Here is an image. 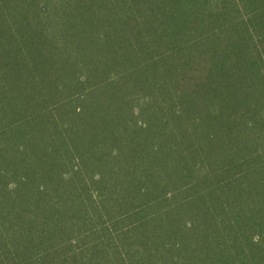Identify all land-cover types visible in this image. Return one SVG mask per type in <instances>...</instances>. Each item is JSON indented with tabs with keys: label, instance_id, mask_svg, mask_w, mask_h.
Returning a JSON list of instances; mask_svg holds the SVG:
<instances>
[{
	"label": "trees",
	"instance_id": "16d2710c",
	"mask_svg": "<svg viewBox=\"0 0 264 264\" xmlns=\"http://www.w3.org/2000/svg\"><path fill=\"white\" fill-rule=\"evenodd\" d=\"M0 264H264V0H0Z\"/></svg>",
	"mask_w": 264,
	"mask_h": 264
}]
</instances>
